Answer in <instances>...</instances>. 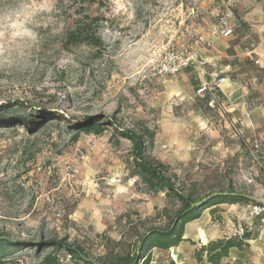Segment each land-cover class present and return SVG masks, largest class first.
Here are the masks:
<instances>
[{
  "label": "rangeland",
  "instance_id": "rangeland-1",
  "mask_svg": "<svg viewBox=\"0 0 264 264\" xmlns=\"http://www.w3.org/2000/svg\"><path fill=\"white\" fill-rule=\"evenodd\" d=\"M250 2L0 0V108L32 114L28 128L0 126V231L31 245L67 237L100 256L101 235H123L129 244L142 231L139 219L166 227L180 204L143 191L131 176L133 144L117 127L155 129L152 157L188 191L196 182L197 200L231 185L264 202V147L250 151L218 111L195 106L200 65L174 77H145L166 53L191 51L227 8L235 18L229 38L251 31L243 21ZM86 15L98 18L92 30L102 46L64 48L67 30ZM85 123L103 132L78 130ZM125 215L134 226H126ZM257 218L264 226L249 212L240 222ZM49 252L38 256L31 248L14 259L36 264Z\"/></svg>",
  "mask_w": 264,
  "mask_h": 264
},
{
  "label": "trees",
  "instance_id": "trees-1",
  "mask_svg": "<svg viewBox=\"0 0 264 264\" xmlns=\"http://www.w3.org/2000/svg\"><path fill=\"white\" fill-rule=\"evenodd\" d=\"M86 19L87 21L77 20L74 23V27L67 30L64 38V48L68 49L81 44L102 46L103 42L100 36L92 30L93 24L98 22V18L86 15ZM217 94L220 100L223 101L220 89H217ZM53 103H57V101ZM195 106L204 110L219 111L218 106L213 102L209 94L197 97ZM48 116L56 115L51 114ZM57 116H60L65 121L67 120L63 115ZM31 117V113L23 112L22 109L20 110L14 105L0 108V126L22 124L28 128L31 124L30 122H32ZM111 126L116 125L113 122ZM76 127L79 128L78 130L88 133L94 131L100 134L103 132L102 128L90 127L89 123L77 125ZM142 129L143 132L141 134H137L134 131H120L118 127L116 131L121 137L129 139L133 144L132 163L130 165L131 176L140 179L144 186L143 191L154 195L165 193L169 199L180 204L179 210L174 217L169 219L166 227L148 225L149 221L147 219H139L137 224L142 228V231H138L134 241L129 244L123 241V235L120 241H114L107 235H101L102 239L105 238L106 249L104 254L100 256L90 253L91 251L77 240L70 242L67 237L62 240L58 238L44 239L36 245H31L27 242L13 239L8 233L0 231V264H21L14 257L31 248L35 249V253L38 256L50 250L36 264H64L65 261H69L70 264H150V254L154 249L170 250V248L178 246L183 241L185 226L199 219L207 209L221 204H258L249 199L235 196L234 194L241 193H238L231 185L227 190L211 192L197 200L196 182L191 184L193 189L188 191L178 183L179 178L176 174L169 173V168L166 164L152 157L151 150L155 144L157 131L145 125ZM214 193H219L220 195L209 200L202 207H193L194 204L201 202ZM225 193L228 195H223ZM212 212L215 213L216 209H213ZM124 218L127 220L126 226H134L130 215H125ZM177 218H180V221L174 225ZM135 229L138 228L135 226ZM254 238L253 231L245 227L242 235L236 234L231 237H223L200 247L194 245V258L199 264L205 261L208 264H231L228 261L230 251L232 249H245L249 246V241ZM140 249H142V252L139 255Z\"/></svg>",
  "mask_w": 264,
  "mask_h": 264
},
{
  "label": "crops",
  "instance_id": "crops-1",
  "mask_svg": "<svg viewBox=\"0 0 264 264\" xmlns=\"http://www.w3.org/2000/svg\"><path fill=\"white\" fill-rule=\"evenodd\" d=\"M248 6L243 21L251 31L240 32L235 38H223L216 34V26L210 34L197 37L209 40V44H193L191 52L198 60L207 62L206 66L195 67L201 83L198 89L210 83V75L214 72L226 79L220 85L225 112H218L227 125L230 121L237 124L245 142L256 140L264 147V0H251ZM234 21L235 18L231 24L235 30ZM195 64L198 63L191 67ZM187 93L180 91L179 96ZM164 134L163 131L161 136ZM250 206L221 204L207 209L199 219L185 226L183 241L178 246L170 250L154 249L150 264H199L194 258L195 244L242 235L245 227L253 231L255 238L243 250L232 249L228 261L231 264H264V226L258 218L251 225L240 222L250 213Z\"/></svg>",
  "mask_w": 264,
  "mask_h": 264
},
{
  "label": "built area",
  "instance_id": "built-area-1",
  "mask_svg": "<svg viewBox=\"0 0 264 264\" xmlns=\"http://www.w3.org/2000/svg\"><path fill=\"white\" fill-rule=\"evenodd\" d=\"M234 19V11L231 8H227L224 13L219 18L218 26L216 29V34L223 38H229L234 34V27L231 21ZM196 45H208L209 40L200 37L195 41ZM194 63H198L200 66H206L207 62L203 60H198L195 54L191 51L184 52H169L166 53L161 60L150 66L145 75L149 79H162L165 77H174L183 71L189 69ZM211 81L209 84L203 85L197 91V97H203L206 94L211 96L213 102L218 106L220 111L225 112V107L223 101L220 100L217 89H220V85L225 82L226 79L222 78L219 73H212L210 75ZM232 134L242 139L246 146L249 147L250 151L259 152L261 150V143L254 140L251 143L245 142L240 128L233 121L229 123ZM250 214L252 216H257L264 223V205L254 204L250 206Z\"/></svg>",
  "mask_w": 264,
  "mask_h": 264
},
{
  "label": "water",
  "instance_id": "water-1",
  "mask_svg": "<svg viewBox=\"0 0 264 264\" xmlns=\"http://www.w3.org/2000/svg\"><path fill=\"white\" fill-rule=\"evenodd\" d=\"M218 195H220V194H219V193H214V194L210 195L209 197L203 199L201 202H199V203H197V204H194L193 207H196V206H197V207H202L205 203H207L209 200L213 199L214 197H216V196H218ZM223 195H228V194L225 193V194H223ZM234 195H235V196L242 197V198H245V199H249V200L254 201V202L258 203V204H262V205H264V202H262V201L256 199V198L253 197V196L246 195V194H234ZM179 221H180V218H177V219L175 220L174 225H176ZM141 252H142V249H140V251H139L138 254L140 255Z\"/></svg>",
  "mask_w": 264,
  "mask_h": 264
}]
</instances>
